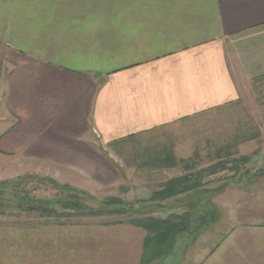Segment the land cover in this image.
Masks as SVG:
<instances>
[{"label": "crops", "instance_id": "1", "mask_svg": "<svg viewBox=\"0 0 264 264\" xmlns=\"http://www.w3.org/2000/svg\"><path fill=\"white\" fill-rule=\"evenodd\" d=\"M262 76L264 0H0L2 178L114 188L146 203L181 198L164 209L216 210L221 227L191 264H264V172L214 189V165L255 135L191 151L152 142L137 148L129 175L106 153L219 111ZM263 159L254 152L248 166ZM147 236L132 218L0 213V264H144Z\"/></svg>", "mask_w": 264, "mask_h": 264}, {"label": "rangeland", "instance_id": "2", "mask_svg": "<svg viewBox=\"0 0 264 264\" xmlns=\"http://www.w3.org/2000/svg\"><path fill=\"white\" fill-rule=\"evenodd\" d=\"M3 130L0 127V134ZM227 133H229L228 138L231 136L236 139L248 138L249 135H255V138L246 144L251 148H246V145H243V152L245 153L242 154L240 151L242 144L237 147L236 158L233 162L228 163L224 159L214 165V189L217 188L215 190L221 189L223 184L228 182L248 180L249 177H255L254 175L257 173L264 172V159L251 166H248L247 163L248 158L250 159L254 152L255 154L260 152L264 154V76L244 83L241 86L240 98L236 102L219 111L187 120L180 125L159 129L144 140L143 147L152 149L155 145L151 144L152 142L160 145L168 141V144L175 142L176 148L182 143L186 148L189 145V151L194 148L199 150L204 148L205 150V141L214 137L215 146L216 140L219 139L222 143ZM122 145L124 147H113L108 149L106 153L119 170H125L123 175L126 172L129 175L131 160L137 156V152L136 149H132L133 145L129 143ZM4 165L0 159V213L17 216L20 212L21 215L24 213L28 216H46L38 210L42 209L39 207L45 204L46 208L56 212V215L53 216L64 215L65 213L73 215L75 218L91 217V219H98L103 222L131 218L135 220L140 218L164 220L172 216L175 217L172 221L175 223L182 222L185 228H183V232L177 235L173 249L161 259L155 260L153 264H191L194 261L191 256L195 250L197 251L198 246L202 245V242L210 238L213 233L216 234L215 238L221 233L220 223L217 220L219 215L216 210L164 209V206L167 207L169 203H174L170 205L171 207L179 208L183 205L179 201H185L179 200L181 198L166 202L163 199L168 196L160 195L157 197V201L146 203L145 200H128L124 193L119 192L116 195L114 188L104 192L85 194L59 185L51 178L27 176L3 179L2 169ZM25 168H27V172L35 170L34 165H27ZM10 169L11 172L18 170V163L11 161ZM129 184V178L122 179L123 189L127 185L130 186ZM73 202L80 203L86 208L84 211L87 212L79 213L73 210L70 206ZM130 205L135 208L131 209ZM31 208L34 210L28 211ZM89 210H92L93 213H88ZM128 215L130 216L128 217ZM212 222L214 224H211ZM224 228L222 227V230Z\"/></svg>", "mask_w": 264, "mask_h": 264}, {"label": "trees", "instance_id": "3", "mask_svg": "<svg viewBox=\"0 0 264 264\" xmlns=\"http://www.w3.org/2000/svg\"><path fill=\"white\" fill-rule=\"evenodd\" d=\"M255 138V136L253 137ZM131 143V142H130ZM136 147H135V146ZM141 146V147H140ZM140 148L142 151H147L143 145H141L140 142H136V140L133 141V149ZM120 201V200H118ZM45 205V204H44ZM41 205V206H44ZM39 207L42 209H38L42 212L43 215H46L47 217H69L74 218L73 215L65 214L59 215V216H53L56 215V212H54L53 209H48L45 206ZM72 206V209L75 211H78L79 213H85L87 211L86 208H84L80 203L73 202L70 204ZM129 206V205H128ZM37 209V208H36ZM129 209V208H128ZM34 208L29 209L28 211H33ZM88 210V209H87ZM127 212V211H124ZM122 212V213H124ZM88 213H93L92 210H89ZM121 214V213H120ZM130 215H128L129 217ZM175 217H170L168 219H155V218H140V219H133L134 222L139 223L142 225L144 229L148 232V236L145 243V256H144V264H149V262L161 259L164 257L170 250L173 249V246L176 241V237L180 232H183V228H185L184 225H182V222L175 223L172 220ZM131 219H128L130 221Z\"/></svg>", "mask_w": 264, "mask_h": 264}]
</instances>
